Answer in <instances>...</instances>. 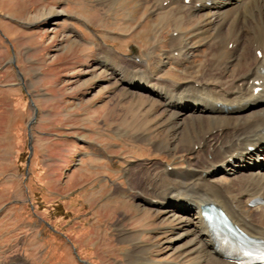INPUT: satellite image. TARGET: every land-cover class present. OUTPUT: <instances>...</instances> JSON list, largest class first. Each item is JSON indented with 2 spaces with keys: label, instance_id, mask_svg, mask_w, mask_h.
Returning <instances> with one entry per match:
<instances>
[{
  "label": "rangeland",
  "instance_id": "1",
  "mask_svg": "<svg viewBox=\"0 0 264 264\" xmlns=\"http://www.w3.org/2000/svg\"><path fill=\"white\" fill-rule=\"evenodd\" d=\"M153 2L0 0V264L180 263L165 254L166 223L132 204L125 173L188 156L136 140L140 131L169 140L162 107L140 112L148 101L98 74L90 44L127 61L161 56L175 23L152 15ZM52 8L65 17L35 21ZM167 74L181 77L174 67ZM118 222L135 242L120 241ZM139 242L145 248L132 250Z\"/></svg>",
  "mask_w": 264,
  "mask_h": 264
},
{
  "label": "bare ground",
  "instance_id": "2",
  "mask_svg": "<svg viewBox=\"0 0 264 264\" xmlns=\"http://www.w3.org/2000/svg\"><path fill=\"white\" fill-rule=\"evenodd\" d=\"M154 1L151 14L175 23L161 56L152 51L127 61L90 40L98 74L148 101V109H140L145 116L156 102L162 107L169 140L156 142L141 131L136 140L149 141L158 154L188 156L182 166L156 162L138 173L126 169L135 191L129 198L166 223L165 254H177L180 262L170 264H234L225 259L203 209H223L236 227L264 243V0ZM43 11L35 21L65 17L58 8ZM171 67L179 70L178 81L165 76ZM253 201L259 203L251 208ZM117 226L120 241L135 242ZM139 243L132 250L145 248Z\"/></svg>",
  "mask_w": 264,
  "mask_h": 264
},
{
  "label": "water",
  "instance_id": "3",
  "mask_svg": "<svg viewBox=\"0 0 264 264\" xmlns=\"http://www.w3.org/2000/svg\"><path fill=\"white\" fill-rule=\"evenodd\" d=\"M28 139H29L28 148H29V150L31 152L32 151V147H31V135H30V133L28 134Z\"/></svg>",
  "mask_w": 264,
  "mask_h": 264
}]
</instances>
